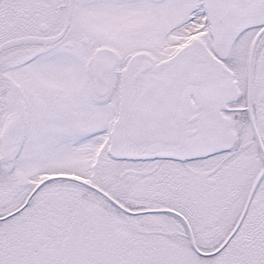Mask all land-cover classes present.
Instances as JSON below:
<instances>
[{
  "label": "snow or ice",
  "instance_id": "6c2138e0",
  "mask_svg": "<svg viewBox=\"0 0 264 264\" xmlns=\"http://www.w3.org/2000/svg\"><path fill=\"white\" fill-rule=\"evenodd\" d=\"M0 264H264V0H0Z\"/></svg>",
  "mask_w": 264,
  "mask_h": 264
}]
</instances>
